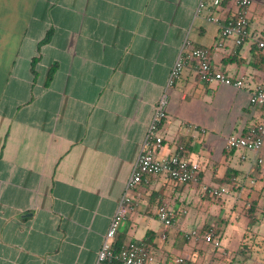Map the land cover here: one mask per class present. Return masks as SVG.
Wrapping results in <instances>:
<instances>
[{
  "label": "crops",
  "instance_id": "crops-1",
  "mask_svg": "<svg viewBox=\"0 0 264 264\" xmlns=\"http://www.w3.org/2000/svg\"><path fill=\"white\" fill-rule=\"evenodd\" d=\"M198 4L0 0V264H97L186 39L245 85L205 83L196 62L187 64L170 90L157 156L183 144L199 165V181L148 177L131 193L136 208L121 222L116 243L144 242L154 264H219L231 255L216 217L231 221L244 200L249 226L233 264L240 253L244 264H264V145L258 153L227 148L230 136L261 120L251 93L264 87V50L252 40L237 46L207 20L227 18L233 5L196 14ZM249 15L251 35L264 36V0H253ZM222 185L227 197L210 194ZM162 204L174 211L170 227L158 218ZM209 234L220 247L205 239Z\"/></svg>",
  "mask_w": 264,
  "mask_h": 264
},
{
  "label": "built area",
  "instance_id": "built-area-1",
  "mask_svg": "<svg viewBox=\"0 0 264 264\" xmlns=\"http://www.w3.org/2000/svg\"><path fill=\"white\" fill-rule=\"evenodd\" d=\"M224 4H231L235 7L230 16L222 19L210 14L207 16V20L220 25L222 35L232 39L237 46H242L252 40L261 50H264V36L253 37L250 32L249 10L253 0H199L196 14L203 10L219 9ZM193 60L196 62L199 79L205 83L217 81L238 89L245 85L244 78L233 77L218 70L211 60L208 49L195 46L189 39L185 40L181 53L169 74L166 88L156 104L139 156L99 250L97 264L112 260L121 264H154L156 262L155 255L144 242L131 241L119 249L115 246L121 222L136 208V202L131 193L150 176L165 175L177 183L199 181V165L191 162L184 155L183 144L178 145L176 152L171 156L165 158L157 156V151L163 147L164 143L161 129L168 115L170 90L181 77L187 64ZM251 103L262 108L261 120L256 126L251 127L246 134L230 136L227 140L228 149L242 148L257 153L261 151L264 145V87L258 86L252 91ZM258 162L262 164L264 159L259 158ZM209 192L214 197H222L229 194L230 190L227 186L222 185L210 188ZM174 217V211L168 204H162L159 207L158 218L166 227L173 224ZM197 235V232L194 231L188 237ZM205 239L208 242L213 241L216 247L221 245V241L214 239L211 234L206 235ZM177 262L183 263L184 258H178Z\"/></svg>",
  "mask_w": 264,
  "mask_h": 264
},
{
  "label": "rangeland",
  "instance_id": "rangeland-1",
  "mask_svg": "<svg viewBox=\"0 0 264 264\" xmlns=\"http://www.w3.org/2000/svg\"><path fill=\"white\" fill-rule=\"evenodd\" d=\"M228 194L223 195L221 198L227 197ZM244 206L245 201L242 200L239 202L237 212L231 219L229 220L228 215H222L223 220L220 219V216H217L216 219L219 220V224L223 231V243L230 251V257L222 258V260H217V263H225V264H233V257L241 252L242 248H238L240 245L239 238L242 240L243 235L247 233L248 229V221L249 219L244 215ZM250 256V253L247 254ZM242 254H239V257L236 260V264H244V257H241ZM231 259V261H230ZM261 263V262H258Z\"/></svg>",
  "mask_w": 264,
  "mask_h": 264
},
{
  "label": "trees",
  "instance_id": "trees-1",
  "mask_svg": "<svg viewBox=\"0 0 264 264\" xmlns=\"http://www.w3.org/2000/svg\"><path fill=\"white\" fill-rule=\"evenodd\" d=\"M51 37H52V31L49 30V31L47 32L45 38L39 43V49H40V47H41L43 44H45V43H47L48 41H50ZM36 60H37V57L34 58L33 63H32V70H33V72H34L35 75H37V71H36V69H35V61H36ZM57 66H58V63H54V64L51 66V68H50V70H49V72H48L47 83H50L51 80L53 79V77H54V75H55V72H56V70H57ZM226 180H227V178H226ZM124 245H125V244H122V243H120V245H117V243H115V246H116L117 249L121 248V247L124 246ZM107 262L110 263V264H121L120 262H118V261H116V260L107 261ZM105 263H106V262H105Z\"/></svg>",
  "mask_w": 264,
  "mask_h": 264
}]
</instances>
